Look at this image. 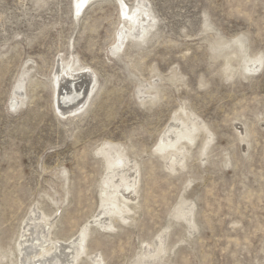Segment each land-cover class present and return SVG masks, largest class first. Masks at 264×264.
I'll return each instance as SVG.
<instances>
[{
  "label": "rangeland",
  "instance_id": "374dc122",
  "mask_svg": "<svg viewBox=\"0 0 264 264\" xmlns=\"http://www.w3.org/2000/svg\"><path fill=\"white\" fill-rule=\"evenodd\" d=\"M119 1L0 0V264H32L84 226L76 264H264V0H140L152 27L116 49ZM63 64L94 73L75 113L54 103ZM189 115L196 138L168 164L160 136ZM108 152L137 165V193L104 229L91 220Z\"/></svg>",
  "mask_w": 264,
  "mask_h": 264
},
{
  "label": "bare ground",
  "instance_id": "6f19581e",
  "mask_svg": "<svg viewBox=\"0 0 264 264\" xmlns=\"http://www.w3.org/2000/svg\"><path fill=\"white\" fill-rule=\"evenodd\" d=\"M90 1L91 0H74L73 8L75 13H78L81 8L85 7L86 2L88 5ZM127 5L128 4L123 2V0L119 1L121 14L129 21L130 25L128 27H123L119 31L117 35L118 44L116 49L122 47L126 38L139 39L152 27L151 22L153 21V17L150 15V10L147 8L146 4L141 3L139 0L132 9H129V6ZM258 57H260V55ZM257 58L246 59L243 63V68L249 72L255 71L258 68L260 61ZM54 79V103L56 109L62 114L81 111L86 103L88 95L93 91L95 86L94 73L91 68H72L63 64V66H59L55 71ZM21 85L22 81H19L18 86L16 85L17 89H21L18 96H22L24 93L22 92ZM77 99L78 101H76ZM18 102L19 101L17 100L16 103ZM188 118H190V121H188L189 119L183 120L180 117H175V119L172 118L173 120L166 126L160 136L156 151L157 153H160V156L168 160V164L173 162H183V152H186V144L184 142L181 143V141L186 140L188 143H192L196 138V132L199 129V120L196 121L194 115H189ZM108 154L109 158L106 159L107 167L104 166L108 173L104 179L106 187L100 189V208L96 214L97 218L91 220L92 223L97 224L104 229L112 228L113 222L116 219L123 221L128 218L127 212L131 211L128 203L136 198L137 193V187H135L137 165L134 166V163H131V160L124 153L108 152ZM124 207H126L127 210H125ZM185 209H187V207ZM184 217L186 220H190V212L186 211ZM29 224L30 219L25 220L20 239L26 237ZM188 226L191 225L189 224ZM88 235L89 228L88 226H84L78 235L68 240H55L51 242L48 247L41 248L40 251L35 252L32 255V258H35V260L32 261V264H37V262L38 264H76L80 256L83 253H86L87 246L85 240ZM161 239L162 236H159L158 242H160ZM24 243L25 242L20 241L17 244L20 255L24 250ZM99 256L100 254L96 253L92 256L90 255V259L93 262L101 264L103 260ZM19 262L20 264H26L25 260H23V256Z\"/></svg>",
  "mask_w": 264,
  "mask_h": 264
}]
</instances>
